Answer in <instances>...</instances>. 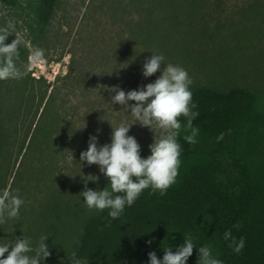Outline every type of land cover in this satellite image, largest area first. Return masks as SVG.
<instances>
[{"label": "rangeland", "instance_id": "1", "mask_svg": "<svg viewBox=\"0 0 264 264\" xmlns=\"http://www.w3.org/2000/svg\"><path fill=\"white\" fill-rule=\"evenodd\" d=\"M0 12L5 36L28 47L4 78L0 116L21 184L34 178L30 202L57 191L67 203L71 224L53 234L63 244L118 173L157 169L174 103L194 84L264 92V0H55L35 41L20 9ZM16 230L7 264H61L56 246L31 249L35 225Z\"/></svg>", "mask_w": 264, "mask_h": 264}, {"label": "trees", "instance_id": "2", "mask_svg": "<svg viewBox=\"0 0 264 264\" xmlns=\"http://www.w3.org/2000/svg\"><path fill=\"white\" fill-rule=\"evenodd\" d=\"M2 7L26 15L22 23L35 41L55 0H0ZM1 24L0 14V90L28 52ZM14 151L13 132L0 116V264H7L19 224L35 225L23 237L31 249L56 246L61 264H264V92L194 84L174 103L157 169L118 173L69 243L53 236L59 224H71L67 203L56 191L34 206V178L21 184L24 169Z\"/></svg>", "mask_w": 264, "mask_h": 264}]
</instances>
